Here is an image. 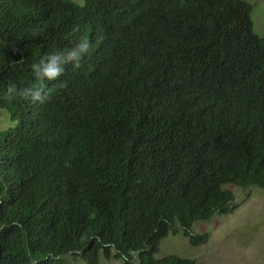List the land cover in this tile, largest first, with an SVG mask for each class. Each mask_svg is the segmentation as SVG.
<instances>
[{
  "label": "trees",
  "instance_id": "trees-1",
  "mask_svg": "<svg viewBox=\"0 0 264 264\" xmlns=\"http://www.w3.org/2000/svg\"><path fill=\"white\" fill-rule=\"evenodd\" d=\"M0 0V87L64 34L91 47L31 104L0 96V264H196L161 244L264 191V38L245 0ZM232 186V187H231ZM23 225V230L16 227Z\"/></svg>",
  "mask_w": 264,
  "mask_h": 264
},
{
  "label": "rangeland",
  "instance_id": "rangeland-1",
  "mask_svg": "<svg viewBox=\"0 0 264 264\" xmlns=\"http://www.w3.org/2000/svg\"><path fill=\"white\" fill-rule=\"evenodd\" d=\"M82 3V0H73ZM253 6L254 31L264 38V0H245ZM11 126L6 111L0 115V130ZM232 187V186H231ZM237 197L236 208L226 215L216 216L198 226L207 232L206 244L193 246L182 234L170 236L161 244L160 258L178 256L196 264H264V191L251 188H231ZM66 264H86L66 257ZM100 264H125L117 258L101 260ZM136 264V263H133Z\"/></svg>",
  "mask_w": 264,
  "mask_h": 264
},
{
  "label": "clouds",
  "instance_id": "clouds-1",
  "mask_svg": "<svg viewBox=\"0 0 264 264\" xmlns=\"http://www.w3.org/2000/svg\"><path fill=\"white\" fill-rule=\"evenodd\" d=\"M78 26H72L64 38L68 45L64 47L52 46L50 50L43 52L29 65L32 83L24 87H18L15 82L9 81L0 87V96L8 100L22 98L31 104H43L49 98V82H59L60 87L65 82L59 78L64 75L66 67L71 66L73 70L81 67V61L86 57L91 47L88 38H79L76 33ZM17 228L23 230V225L16 224Z\"/></svg>",
  "mask_w": 264,
  "mask_h": 264
}]
</instances>
